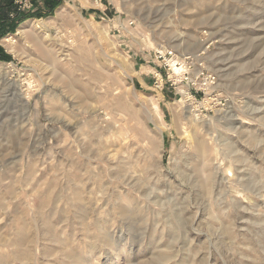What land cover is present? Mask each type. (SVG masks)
<instances>
[{
  "label": "rangeland",
  "instance_id": "374dc122",
  "mask_svg": "<svg viewBox=\"0 0 264 264\" xmlns=\"http://www.w3.org/2000/svg\"><path fill=\"white\" fill-rule=\"evenodd\" d=\"M0 49V264H264V0H61Z\"/></svg>",
  "mask_w": 264,
  "mask_h": 264
},
{
  "label": "bare ground",
  "instance_id": "6f19581e",
  "mask_svg": "<svg viewBox=\"0 0 264 264\" xmlns=\"http://www.w3.org/2000/svg\"><path fill=\"white\" fill-rule=\"evenodd\" d=\"M140 1H142V0H140ZM139 3V2H138ZM142 3V2H141ZM140 3V4H141ZM53 21V20H52ZM32 24V23H31ZM36 24H33V25H31L30 26V29H32L34 26H35ZM26 27V26H25ZM25 27H23V28H21L20 30H19V32L20 33H22V34H27L29 31L27 30V28H25ZM204 33V32H203ZM206 33V32H205ZM204 33V34H205ZM177 35V34H176ZM179 35V34H178ZM184 35V34H183ZM202 37H203V34L201 35ZM213 36V35H212ZM211 36V37H212ZM182 36H180V38H181ZM211 37L210 36H208V35H204V37H203V39L202 40H198L197 42V47H198V52L199 51H205V47H204V44L205 43H208V41L211 39ZM190 38H191V40H192V42L194 41V39H195V37H191L190 36ZM178 39V38H177ZM213 39H214V37H213ZM10 40V37H9V39H5V41L6 42H8ZM179 40V39H178ZM176 41V40H175ZM12 43V42H11ZM10 43V44H11ZM194 43V42H193ZM199 43H200V45H199ZM181 45V44H180ZM187 45V44H186ZM190 46H191V44H190ZM188 47V46H187ZM174 48H180V46L178 45L177 46V44H176V46H174ZM186 48V47H185ZM164 49V48H163ZM183 49V48H182ZM187 49H185V51H186ZM207 51V50H206ZM163 53L164 52H167V51H165V50H163L162 51ZM180 54V53H179ZM185 54H186V52H185ZM193 54V53H192ZM197 54V53H196ZM195 55V54H194ZM201 55H204L203 54V52L202 53H200V55H197L196 56V59L197 60H202V59H204V57H202ZM183 56H184V52H183ZM183 56H181V57H179V59H181V61H183L185 64H189V60H191V58H188V57H183ZM175 58H176V56H175ZM213 58V57H212ZM194 61V60H193ZM209 61L210 62H213L214 60H212V59H209ZM212 72V71H211ZM9 73H10V71L8 70V72H7V77L9 76ZM199 73V72H198ZM5 74V73H4ZM209 75H211L210 77H207L206 79H205V81H207L208 82V84H206L207 85V87L205 88V90L206 89H209L210 91L209 92H211V93H209L208 95H212L213 96V98H214V100H212V98L211 99H208L207 100V104L208 105H213V101H215V103H219V101L221 100L220 99V97H221V94H218V93H216V91L219 89V87H220V85L218 86V84H217V80H216V77H215V75H213V74H210V73H208ZM205 76V75H204ZM212 76H214V78L212 79ZM217 76V75H216ZM197 77H199V74L197 75ZM218 77V76H217ZM212 80V81H211ZM6 82H8V83H14L12 80H11V78H6ZM3 86V85H2ZM27 87V86H26ZM28 87L29 88H32L31 86H30V84H28ZM1 90V89H0ZM48 90V89H47ZM34 92V91H33ZM182 92V94H184V92L183 91H181ZM0 94H1V92H0ZM47 94V93H46ZM40 96V95H39ZM42 96V95H41ZM48 96V95H47ZM184 97V99H182V100H180V101H177L176 103H177V105L179 106V107H184V109H187V113H189L190 115H192L193 116V118L194 119H200L201 117H200V114H197V113H195V111H198V110H191L192 108H195V107H193V102H192V100H190V99H187L185 96H183ZM191 97V96H190ZM186 98V99H185ZM21 99H22V102L24 103V106H25V108H26V112L28 113V111H29V109H28V103H30V101H29V97L28 96H22L21 97ZM20 99V100H21ZM47 102V101H46ZM46 104V103H45ZM206 104V105H207ZM219 106H221V105H219V104H217V111L218 112H221V110H218L219 109ZM192 107V108H191ZM216 107V106H215ZM31 108V107H30ZM191 108V109H190ZM210 108V107H209ZM217 112V113H218ZM155 118L158 120V122L160 123V125H162L161 124V119L159 118V116L156 114L155 115ZM185 118H186V116H185ZM26 123V122H25ZM112 127V126H111ZM107 129V128H106ZM106 133H107V131H106ZM211 140V139H210ZM214 142V141H213ZM208 144H209V142H208ZM215 144V143H214ZM227 145V144H226ZM215 147V146H214ZM229 153V152H228ZM233 153L234 152H232V155H233ZM245 153V152H244ZM31 154V153H30ZM38 155V154H37ZM229 155V154H228ZM27 156V155H26ZM110 157L111 156H109V160H110ZM107 158H108V156H107ZM112 160H113V158H111ZM115 160V159H114ZM120 160V159H119ZM71 161V160H70ZM108 161V160H107ZM121 161V160H120ZM112 162V161H111ZM115 162H118L117 161V159H116V161ZM247 162V161H246ZM29 162H27V164H28ZM110 163V162H109ZM113 163V162H112ZM111 164V163H110ZM229 164V163H228ZM21 165H20V163L18 164V169H19V167H20ZM220 164H216L215 165V167H214V169H215V171H217V173L219 172V170H220ZM21 168V167H20ZM27 168H29V164L27 165ZM158 168V167H157ZM113 169H114V167H113ZM116 169V168H115ZM112 170V169H111ZM116 170H118V169H116ZM237 170V169H236ZM126 172V171H125ZM216 173V174H217ZM27 175V174H26ZM30 175V174H29ZM28 175V176H29ZM220 175V174H219ZM224 175V174H223ZM126 176V175H125ZM150 176V175H149ZM215 177H217V176H215ZM222 177V176H221ZM27 178V177H26ZM96 178V177H95ZM163 178V177H162ZM213 178V177H212ZM232 178H233V174H231L230 175V169L228 168V170H227V174L223 177V179L224 180H226V183L227 182H230L231 180H232ZM117 179V178H116ZM125 179H126V177H125ZM150 179H152V178H150ZM215 179V178H214ZM120 180V179H119ZM222 180V179H221ZM97 181H99V180H97ZM121 182V181H120ZM125 182V181H124ZM99 183V182H98ZM122 183V182H121ZM237 183V182H236ZM18 184H19V182H18ZM99 184H101V183H99ZM123 184V183H122ZM125 185V184H124ZM114 188V187H113ZM195 190V189H194ZM124 192V191H123ZM158 192V191H157ZM77 194V195H76ZM76 196H77V198L80 200L81 198L79 197V195H78V192H76ZM102 195V194H101ZM75 196V197H76ZM118 197V196H117ZM77 199V200H78ZM118 199H119V197H118ZM131 204V203H130ZM126 208V207H125ZM122 212V211H121ZM103 214V213H102ZM110 214V213H109ZM111 216V215H110ZM37 220V219H36ZM17 235V234H16ZM19 235V234H18ZM21 235V234H20ZM17 237V236H16ZM20 237V236H19ZM21 237H22V235H21ZM17 239H18V237H17ZM23 240V238H19V242L18 243H20L21 241ZM100 242V241H99ZM14 244V243H13ZM17 244V242H15V245ZM24 244V243H23ZM92 245V244H91ZM111 246V245H110ZM17 250V249H16ZM15 250V251H16ZM20 250V249H19ZM19 250H18V252H19ZM14 254V253H13ZM16 254H18L17 252H16ZM20 255H21V253H20ZM15 256V255H14ZM22 256V255H21ZM73 256V255H72ZM76 257V256H75ZM1 259V258H0ZM17 259V258H16ZM0 261H2L3 262V260H0ZM75 261V260H74ZM73 261V262H74ZM72 262V261H71ZM77 262V261H76ZM79 262V261H78Z\"/></svg>",
  "mask_w": 264,
  "mask_h": 264
},
{
  "label": "trees",
  "instance_id": "16d2710c",
  "mask_svg": "<svg viewBox=\"0 0 264 264\" xmlns=\"http://www.w3.org/2000/svg\"><path fill=\"white\" fill-rule=\"evenodd\" d=\"M61 3V0H33V9L17 11L14 0H0V36L13 33L23 20L40 19L50 15ZM0 58L8 60L0 49Z\"/></svg>",
  "mask_w": 264,
  "mask_h": 264
},
{
  "label": "built area",
  "instance_id": "2783aa9c",
  "mask_svg": "<svg viewBox=\"0 0 264 264\" xmlns=\"http://www.w3.org/2000/svg\"><path fill=\"white\" fill-rule=\"evenodd\" d=\"M14 4L16 6L17 11H30L33 9V0H14ZM153 57L155 60H157L159 62H163L164 66L167 68H169V65H171L173 63L172 60L175 61L173 63V64H175V66L178 64V62L176 61V58L174 56V53H172V51H167L164 53L162 51H155ZM182 67L183 66L180 65V67L178 69L180 70V69H182ZM203 75H204L203 71H200L199 76H203ZM210 76L211 75H209L208 73H206L205 76H203L204 82H205L204 86L206 84H208V82L205 81V79L207 77H210ZM213 78H214V76H212V79Z\"/></svg>",
  "mask_w": 264,
  "mask_h": 264
}]
</instances>
